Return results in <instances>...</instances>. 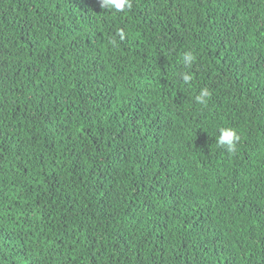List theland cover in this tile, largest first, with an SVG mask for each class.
<instances>
[{
  "label": "trees",
  "instance_id": "16d2710c",
  "mask_svg": "<svg viewBox=\"0 0 264 264\" xmlns=\"http://www.w3.org/2000/svg\"><path fill=\"white\" fill-rule=\"evenodd\" d=\"M131 5L0 0V264H264V0Z\"/></svg>",
  "mask_w": 264,
  "mask_h": 264
},
{
  "label": "clouds",
  "instance_id": "9594fccd",
  "mask_svg": "<svg viewBox=\"0 0 264 264\" xmlns=\"http://www.w3.org/2000/svg\"><path fill=\"white\" fill-rule=\"evenodd\" d=\"M101 9L106 11H112L115 13L125 12L131 8V0H98ZM121 39H123V32L119 33ZM115 44V40L111 41ZM195 59L191 54H185V63L190 67L191 63ZM180 78L185 85H190L193 80V75L190 72L180 73ZM211 93L207 88H202L198 95L194 97L196 103L200 105H206ZM219 135L216 137V144L218 147L224 148L228 153L235 154L237 151V144L240 141V136L237 131L232 127H222L218 130Z\"/></svg>",
  "mask_w": 264,
  "mask_h": 264
}]
</instances>
